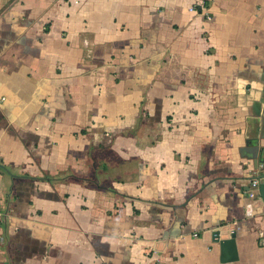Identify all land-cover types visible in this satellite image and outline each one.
Instances as JSON below:
<instances>
[{
  "label": "crops",
  "instance_id": "0c3cea01",
  "mask_svg": "<svg viewBox=\"0 0 264 264\" xmlns=\"http://www.w3.org/2000/svg\"><path fill=\"white\" fill-rule=\"evenodd\" d=\"M0 213V264H264V0H0Z\"/></svg>",
  "mask_w": 264,
  "mask_h": 264
},
{
  "label": "built area",
  "instance_id": "2783aa9c",
  "mask_svg": "<svg viewBox=\"0 0 264 264\" xmlns=\"http://www.w3.org/2000/svg\"><path fill=\"white\" fill-rule=\"evenodd\" d=\"M258 186H259V181L256 180V181H254V182L252 183V187H253V189L258 188ZM250 196H251L252 198L256 196L255 190L252 191V192L250 193ZM1 218H2V214L0 213V221H1Z\"/></svg>",
  "mask_w": 264,
  "mask_h": 264
},
{
  "label": "water",
  "instance_id": "95a60500",
  "mask_svg": "<svg viewBox=\"0 0 264 264\" xmlns=\"http://www.w3.org/2000/svg\"><path fill=\"white\" fill-rule=\"evenodd\" d=\"M246 150H248L249 148H245ZM253 149H256L257 150V148H253ZM253 160H254V163H255V167H258V158H257V156L255 157H253Z\"/></svg>",
  "mask_w": 264,
  "mask_h": 264
}]
</instances>
